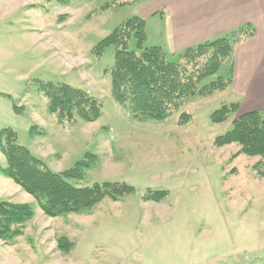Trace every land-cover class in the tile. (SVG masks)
Segmentation results:
<instances>
[{"label":"rangeland","instance_id":"obj_1","mask_svg":"<svg viewBox=\"0 0 264 264\" xmlns=\"http://www.w3.org/2000/svg\"><path fill=\"white\" fill-rule=\"evenodd\" d=\"M121 1L0 0V130L10 128L51 171L71 169L86 153L95 154L80 186L124 182L134 189L117 200L102 199L88 214L49 217L3 175L0 152V199L33 210L19 236L0 240V264H140L139 256L158 251L153 244L159 238L169 246L176 233L186 234L189 244L220 245L219 251L208 247L207 256L199 252L191 264H264V176L252 169L259 159L237 153L235 145H214L234 116L211 124L210 115L229 104L230 95L191 97L161 122L136 120L113 99L108 70L115 51L108 47L96 57L92 48L152 2L117 5ZM145 32L144 46L156 44L150 23ZM128 47L137 49L134 39ZM51 83L84 90L100 102L102 114L95 122L59 124L43 94ZM181 112L192 115L189 122L178 123ZM148 190L166 194L145 201ZM61 238L60 255L47 249Z\"/></svg>","mask_w":264,"mask_h":264},{"label":"trees","instance_id":"obj_2","mask_svg":"<svg viewBox=\"0 0 264 264\" xmlns=\"http://www.w3.org/2000/svg\"><path fill=\"white\" fill-rule=\"evenodd\" d=\"M54 1L65 4L69 0ZM131 2L121 1L117 5ZM109 6L111 3L97 8L95 14H101ZM145 28L142 17L127 18L92 48L96 57H100L108 47L114 49V63L108 70L111 95L132 118L141 122L165 121L169 115L180 111L191 97L210 96L226 89L230 79L219 76L206 84L200 83L218 73L222 63L232 56L236 44L254 35L251 28L244 27L221 38L187 47L176 55L175 60H169L161 47L144 46L147 39ZM131 39L136 42V50L128 47ZM43 94L48 99L47 110L56 116L59 124L71 125L76 119L95 122L102 114L97 99L67 84H48ZM238 108V103H224L212 111L211 124H221L230 115L234 116L232 128L215 136L214 145H235L240 148L237 153L258 157L252 169L259 176H264V110L238 114ZM191 117L181 112L178 123L185 124ZM0 152L6 160L1 168L3 175L32 195L49 217L88 214L104 198L117 200L134 192L124 182L78 185L87 169L97 162L95 154L86 153L71 169L51 171L28 148L18 144L17 135L10 128L0 130ZM165 194V191L155 193L148 190L143 199L158 201ZM32 217L33 210L29 204L0 199V240L8 243L19 236L23 232V224ZM58 246L60 249L65 247V238L59 239Z\"/></svg>","mask_w":264,"mask_h":264},{"label":"crops","instance_id":"obj_3","mask_svg":"<svg viewBox=\"0 0 264 264\" xmlns=\"http://www.w3.org/2000/svg\"><path fill=\"white\" fill-rule=\"evenodd\" d=\"M131 3L138 5L140 1ZM140 9L143 11H139V16L145 20L146 27L150 23L157 37L152 45L161 47L172 59L199 42L251 28L254 35L234 46L232 56L222 63L216 76L230 79V85L223 91L230 95L229 104L238 103L239 114L264 110V0H152L149 9ZM187 229L192 231L189 226ZM171 238L173 242L168 241L169 246L167 238H159L161 241L153 244L158 251L139 256V263L191 264L199 252L207 256L208 247L214 246L218 251L220 247L214 241L189 244L186 234L176 233ZM58 241L47 249L60 255Z\"/></svg>","mask_w":264,"mask_h":264}]
</instances>
